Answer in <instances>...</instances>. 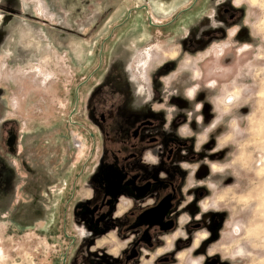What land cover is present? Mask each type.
Masks as SVG:
<instances>
[{"label":"rangeland","instance_id":"obj_1","mask_svg":"<svg viewBox=\"0 0 264 264\" xmlns=\"http://www.w3.org/2000/svg\"><path fill=\"white\" fill-rule=\"evenodd\" d=\"M124 165L179 190L139 264H264V0H0V264H116Z\"/></svg>","mask_w":264,"mask_h":264},{"label":"flooded vegetation","instance_id":"obj_2","mask_svg":"<svg viewBox=\"0 0 264 264\" xmlns=\"http://www.w3.org/2000/svg\"><path fill=\"white\" fill-rule=\"evenodd\" d=\"M111 119H115V124H121L120 117H111ZM153 131H156L154 122L148 119L132 129L131 138L120 139L121 144L129 143L130 150H132L126 156V161L137 158L139 153L136 152V149L144 145V133ZM112 143L114 142H109V144ZM120 154H122L121 150ZM116 160L118 159L116 158ZM136 163H130L128 167L132 168ZM159 169L163 171L164 166L159 167ZM151 175L146 178L140 172L127 170L126 165H124L119 172L114 169L108 171L107 178L111 182V187L105 184L102 192L90 191L89 193L93 200L99 199L92 208V212L99 216L96 223L101 222L104 217L101 216L104 215L103 211L110 207L113 210L117 209L115 219L118 220V223L126 221L125 226L118 229L117 235L123 237V232H125L127 234L125 238L129 239L123 253H120V257L119 254L116 256L115 259L119 260L116 264H139L142 261V253L158 250L160 246L157 244H161V240H166L167 246L171 245L168 246L169 248L167 247V250L171 251L175 247V243L167 240V236L176 234L178 230L176 202L178 201L179 190L176 182L171 178L161 179L159 176ZM120 187L124 188L125 193L123 195L119 191ZM159 261L169 263L171 260L165 256Z\"/></svg>","mask_w":264,"mask_h":264}]
</instances>
